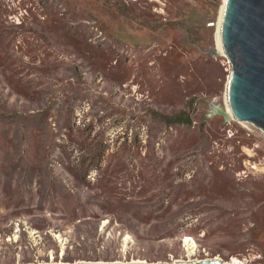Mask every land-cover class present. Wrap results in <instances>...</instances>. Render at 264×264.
I'll return each instance as SVG.
<instances>
[{
	"label": "rangeland",
	"instance_id": "374dc122",
	"mask_svg": "<svg viewBox=\"0 0 264 264\" xmlns=\"http://www.w3.org/2000/svg\"><path fill=\"white\" fill-rule=\"evenodd\" d=\"M223 3L0 0V264H264Z\"/></svg>",
	"mask_w": 264,
	"mask_h": 264
},
{
	"label": "water",
	"instance_id": "95a60500",
	"mask_svg": "<svg viewBox=\"0 0 264 264\" xmlns=\"http://www.w3.org/2000/svg\"><path fill=\"white\" fill-rule=\"evenodd\" d=\"M220 36L230 64L226 89L229 109L237 121L249 122L264 131V0H226ZM212 52L217 53V50ZM214 110L226 119V112L216 107Z\"/></svg>",
	"mask_w": 264,
	"mask_h": 264
},
{
	"label": "bare ground",
	"instance_id": "6f19581e",
	"mask_svg": "<svg viewBox=\"0 0 264 264\" xmlns=\"http://www.w3.org/2000/svg\"><path fill=\"white\" fill-rule=\"evenodd\" d=\"M223 1L225 2L226 0H223ZM223 7H224V3L222 5L221 15H220V21H219V27H218V35H217V45H218V49H216L217 50V54H221V55L224 54L223 49H222V46H221V36H220L221 18H222V13H223ZM215 107L217 108V106H215ZM231 119H235V118H234L231 110L229 109L228 112L226 113V120L229 121ZM107 223H108V221H104L103 222V226H106ZM185 242H186V244L190 248H194L196 246L194 240L191 239V238H186L185 239ZM175 263H181V262H175ZM79 264H83V263H79ZM110 264H122V263H110ZM123 264H143V263H123ZM170 264H172V263H170Z\"/></svg>",
	"mask_w": 264,
	"mask_h": 264
}]
</instances>
